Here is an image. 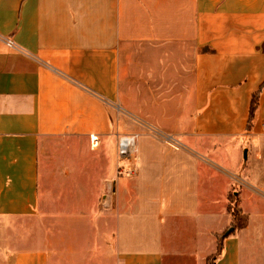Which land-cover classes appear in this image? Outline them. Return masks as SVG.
I'll return each mask as SVG.
<instances>
[{"label": "crops", "instance_id": "0c3cea01", "mask_svg": "<svg viewBox=\"0 0 264 264\" xmlns=\"http://www.w3.org/2000/svg\"><path fill=\"white\" fill-rule=\"evenodd\" d=\"M0 264H264V0H0Z\"/></svg>", "mask_w": 264, "mask_h": 264}, {"label": "built area", "instance_id": "2783aa9c", "mask_svg": "<svg viewBox=\"0 0 264 264\" xmlns=\"http://www.w3.org/2000/svg\"><path fill=\"white\" fill-rule=\"evenodd\" d=\"M7 45L10 48H14V43L11 40L7 41ZM118 155H119L120 161L125 163V165H121L119 167L118 175L134 176L135 174H137L138 158H137L136 136L120 137L119 142H118Z\"/></svg>", "mask_w": 264, "mask_h": 264}, {"label": "trees", "instance_id": "16d2710c", "mask_svg": "<svg viewBox=\"0 0 264 264\" xmlns=\"http://www.w3.org/2000/svg\"><path fill=\"white\" fill-rule=\"evenodd\" d=\"M261 91H262V87L253 95L251 108H250V120H249L248 129H250L251 123L254 119V115H255V112H256L257 107H258L259 96L261 94Z\"/></svg>", "mask_w": 264, "mask_h": 264}, {"label": "rangeland", "instance_id": "374dc122", "mask_svg": "<svg viewBox=\"0 0 264 264\" xmlns=\"http://www.w3.org/2000/svg\"><path fill=\"white\" fill-rule=\"evenodd\" d=\"M236 150V149H235ZM244 154H245V151H244ZM231 203H232V206H231V208H230V210H231V212L232 211H234L235 213H234V215H237V226H242L243 225V220L242 219H240V218H238V212H236V207H234L235 205H234V196L233 195H231Z\"/></svg>", "mask_w": 264, "mask_h": 264}]
</instances>
